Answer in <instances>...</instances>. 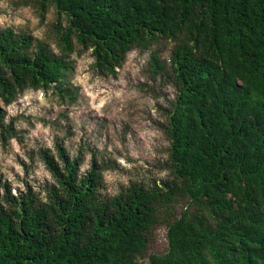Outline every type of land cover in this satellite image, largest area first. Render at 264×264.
<instances>
[{"label": "trees", "instance_id": "16d2710c", "mask_svg": "<svg viewBox=\"0 0 264 264\" xmlns=\"http://www.w3.org/2000/svg\"><path fill=\"white\" fill-rule=\"evenodd\" d=\"M54 5L61 53L26 31L0 27V133L6 105L28 88H58L75 42L91 49L99 75L135 47L175 43L167 74L171 179L100 193L96 157L81 169L63 142L40 155L54 182L44 197L12 191L0 176V264H141L159 211L189 205L167 221L168 249L148 264H264V0H27ZM155 74L166 69L156 53Z\"/></svg>", "mask_w": 264, "mask_h": 264}, {"label": "rangeland", "instance_id": "374dc122", "mask_svg": "<svg viewBox=\"0 0 264 264\" xmlns=\"http://www.w3.org/2000/svg\"><path fill=\"white\" fill-rule=\"evenodd\" d=\"M66 23L52 5L47 11L27 0H0V27L12 26L26 31L61 53L57 23ZM174 41L159 38L149 47H135L116 67L115 75H99L93 68L91 49L75 50L69 55L71 68L63 84L70 96L58 88H28L5 106V124L14 135L0 133V176L12 185V191L31 185L42 196L54 177L40 155L42 148L55 153L56 143L63 142L72 157L81 158L86 170L96 157L102 165L100 193L110 197L130 183L146 186L170 180V140L166 133L169 103L176 87L167 74ZM156 53L166 69L155 74L151 56ZM189 205L178 196L172 205L159 211L146 254L141 264H148L151 253L168 249L167 221Z\"/></svg>", "mask_w": 264, "mask_h": 264}]
</instances>
